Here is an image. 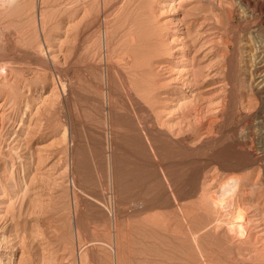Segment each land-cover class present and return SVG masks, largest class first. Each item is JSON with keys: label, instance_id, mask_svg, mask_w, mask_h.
Returning a JSON list of instances; mask_svg holds the SVG:
<instances>
[{"label": "rangeland", "instance_id": "obj_1", "mask_svg": "<svg viewBox=\"0 0 264 264\" xmlns=\"http://www.w3.org/2000/svg\"><path fill=\"white\" fill-rule=\"evenodd\" d=\"M238 1L19 0L6 10L0 264H264V166L251 154L264 103L251 113L256 95L238 67L264 4ZM106 29L118 56H107ZM121 53L143 69L131 87L114 65ZM239 173L246 236L214 223L233 207L216 212L210 200Z\"/></svg>", "mask_w": 264, "mask_h": 264}, {"label": "bare ground", "instance_id": "obj_2", "mask_svg": "<svg viewBox=\"0 0 264 264\" xmlns=\"http://www.w3.org/2000/svg\"><path fill=\"white\" fill-rule=\"evenodd\" d=\"M19 0H0V19L2 18V17H4V13L5 14H7L6 13V10L7 9H9V7H10V9L11 8H13V7H15V5L14 4H17V2H18ZM236 2H237V0H236ZM239 3H241V0H239L238 1ZM25 3V2H24ZM24 3H21V4H23L24 5ZM26 3H28V2H26ZM25 3V4H26ZM36 3V2H35ZM92 3V2H91ZM19 4V3H18ZM244 4L246 5V3H241L240 4V6H241V8L243 9V10H246L245 9V6H244ZM262 4H264V0H262ZM12 5H14V6H12ZM22 5V6H23ZM30 5H31V7H32V4L30 3ZM93 5V6H92ZM21 6V7H22ZM19 7V6H18ZM23 7H26V6H23ZM22 7V8H23ZM28 7V9H29V5L27 6ZM27 7H26V9H27ZM85 8V10H86V12L88 13V15H90L91 13H92V10L94 9V2L91 4V5H85L84 6ZM15 8H17V7H15ZM26 9H22V10H26ZM10 11V10H9ZM12 11V10H11ZM8 12V11H7ZM13 12H14V10H13ZM12 12V13H13ZM9 13V12H8ZM41 13V12H40ZM39 13V15H41ZM247 13V12H246ZM45 14V13H44ZM6 16V15H5ZM45 16V15H44ZM43 16V14H42V16H40V17H44ZM39 17V16H38ZM44 20L45 19H43V20H41L42 22H44ZM248 21H251V20H248ZM93 24V23H92ZM261 24V25H260ZM261 26V27H263V30H264V20H261L260 21V23H257V24H252V25H250L249 26V29L250 28H255L254 30H250L252 33H254V34H252L250 31L247 33V34H245V35H247L246 37H245V47L243 48L242 47V53H241V55H240V62H239V75H240V79L243 81V83H245V84H243V83H240L241 85H244L243 87H241V88H246V87H248L249 85H250V90H251V93H253L254 95H256V97H254L256 100H254L253 98H252V96H251V98L255 101V105L253 104L252 105V101H251V98H249V100L247 99V101L249 102H247L246 101V103H248L249 105L248 106H250V109L252 108V112L251 113H254V108H255V106L256 105H258V102H262L263 101V103H264V100L263 99H261L262 97L264 98V39L262 38V37H260V36H258V34H256L255 32H257V31H259V28L260 27H257L256 28V26ZM262 29V28H261ZM97 30V29H96ZM262 30V31H263ZM98 31H100L99 29H98ZM261 31V32H262ZM84 32V31H83ZM82 32V33H83ZM97 32V31H96ZM80 31H79V34H81L79 37H78V44H79V42H80V40L82 39V35L85 33H83L82 34ZM264 34V33H263ZM263 34H262V36H263ZM260 35V34H259ZM88 36V35H87ZM244 37H242V39L244 38ZM84 39V38H83ZM88 39V38H87ZM101 39H102V37H101ZM86 40V39H85ZM76 41H77V37H76ZM82 41V40H81ZM84 41V40H83ZM99 41V40H98ZM101 41V40H100ZM137 41V40H136ZM241 41V40H240ZM86 42V41H85ZM87 43V42H86ZM99 43V42H98ZM122 42H120L119 44H121ZM130 43V42H129ZM83 44V43H82ZM81 44V45H82ZM111 44H112V42H111ZM132 44V43H131ZM241 44V43H240ZM99 45H101V44H99ZM122 45V44H121ZM130 45V44H129ZM78 46V45H77ZM76 46V47H77ZM89 46V45H88ZM104 46H105V49H106V51H107V56H108V54L112 51V52H114V47H112L111 46V49H110V37H109V33H108V31H107V29H106V31H105V33H104ZM131 46V45H130ZM140 47H141V45H139ZM243 46V45H242ZM102 47V46H101ZM124 47V46H123ZM139 47V48H140ZM241 47V46H240ZM84 48H86V47H84ZM138 48V49H139ZM88 49V48H87ZM86 49V50H87ZM91 49V48H90ZM110 49V50H109ZM117 49V48H116ZM120 49H121V47H120ZM123 49V48H122ZM261 49H263V50H261ZM89 51V50H88ZM124 51V50H123ZM95 52H97V51H95ZM99 52V51H98ZM97 52V53H98ZM117 52H118V50H117ZM120 52V51H119ZM126 52V54H127V50L125 51ZM86 53H87V51H86ZM86 53H82V54H86ZM91 53V52H90ZM115 53V52H114ZM93 54V53H92ZM99 54V53H98ZM97 54V55H98ZM116 54V53H115ZM122 54V53H121ZM137 54V53H136ZM120 55L117 59H115L116 61L114 62V65H116L119 69H121V72H122V74H123V79L125 80V76H127L128 78H130V85H129V83H128V85L131 87V85H132V83H133V81L134 80H141L142 79V72H143V69H142V67L140 68V66H137V55ZM117 55V54H116ZM95 56V55H94ZM93 56V57H94ZM113 56H115V55H113ZM118 56V55H117ZM101 57V56H100ZM95 58V57H94ZM2 64H4V65H2ZM0 65L1 66H5L6 64L4 63V61H0ZM8 66V65H7ZM122 69H125V72L124 71H122ZM105 71V70H104ZM132 75V77H130ZM105 77V76H104ZM107 77V76H106ZM239 79V78H238ZM239 79V80H240ZM107 80H108V78H107ZM248 81H250V84L248 85V86H246V83L248 82ZM249 83V82H248ZM243 90V89H242ZM243 91H245V90H243ZM107 92V91H106ZM243 93V92H242ZM246 96V95H245ZM243 98V97H242ZM248 98V97H247ZM257 98L259 99V100H257ZM253 101V102H254ZM262 103V104H263ZM260 106V105H259ZM246 107V106H245ZM257 108H258V106H256ZM261 107H262V105H261ZM248 109V108H247ZM261 109V108H260ZM249 110V109H248ZM255 110H257V109H255ZM264 110V109H263ZM245 111L247 112V110L245 109ZM244 111V112H245ZM261 111V110H260ZM259 111V112H260ZM248 112H250V111H248ZM257 113V112H256ZM255 113V114H256ZM248 117V116H247ZM244 118H246V117H244ZM249 118V117H248ZM247 118V119H248ZM253 118H254V116H253ZM264 118V117H263ZM252 119V118H251ZM242 121H244V120H242ZM247 120H245L244 122H246ZM253 121H257V118H255ZM243 122V123H244ZM252 122V121H251ZM251 122H250V124H248V128H249V125H251ZM255 123H257V122H255ZM244 125V124H243ZM253 125V124H252ZM245 126V125H244ZM241 127H242V125H241ZM254 127V126H253ZM252 126H251V128H253ZM264 127V126H263ZM251 128L249 129V130H247V131H251ZM255 128V127H254ZM253 128V129H254ZM240 129V128H239ZM247 129V128H246ZM243 130V129H242ZM261 131V130H260ZM238 132H240V131H238ZM67 133V132H66ZM64 134V135H67V134ZM241 133V132H240ZM248 132H246V134H247ZM259 133V132H258ZM262 133L263 132H261V134H258L259 136H261L262 135ZM249 134H252V133H249ZM257 135V134H256ZM264 135V134H263ZM238 136L240 137H245V139H246V136H244V133H243V136H242V133H241V135L240 134H238ZM252 136V135H251ZM250 136V139L252 138ZM66 137V136H65ZM242 138H241V140H242ZM249 137H247V139H248ZM246 139V140H247ZM240 140V141H241ZM246 140L244 141V143L246 142ZM243 141V140H242ZM257 141V140H256ZM248 142V141H247ZM246 142V143H247ZM238 143H240V142H238ZM243 143V142H242ZM260 144H261V146H260ZM239 145H241V147H243L242 146V144L240 143ZM243 145H245V144H243ZM246 145H249L248 143L246 144ZM252 145V144H251ZM254 145V144H253ZM255 146V148L252 150L251 148L252 147H249L250 148V150H252L254 153H252L251 152V154H253L254 155V159L257 161V162H259V164L261 165V166H264V136H262L261 138H260V140L259 141H257V143L254 145ZM253 146V147H254ZM245 148V147H244ZM244 148H241L242 150H244ZM246 150V149H245ZM248 150V149H247ZM256 161L254 162V163H256ZM228 164V163H227ZM226 164V165H227ZM231 165V164H230ZM230 165H227V166H230ZM233 166V165H232ZM259 167V166H258ZM232 169V168H231ZM264 169V168H263ZM262 169V170H263ZM261 169L260 170H258V174H260L261 172L260 171H262ZM255 171V170H254ZM253 171V172H254ZM256 171H257V169H256ZM263 172H264V170H263ZM231 173V172H230ZM264 174V173H263ZM262 174V175H263ZM237 175H238V172H237ZM235 176V175H231V177H229V175H228V177H227V179H226V182L224 181V183H223V185L221 184V186H220V188H218L217 189V191H215L214 192V195H211L210 196V200H211V203H210V201H208L207 200V196H206V194L204 195V192L206 191H203V195L204 196H201L204 200H206L208 203L205 205V207H207V205L209 204V207H210V204H211V207L212 206H214V208L216 209V212L217 211H227V209L229 210V208H231V207H233L232 209H230V211H231V217L228 215L227 217H230L228 220L225 218L226 216H223V215H221V217L223 216L224 218H225V220L223 221L222 220V218H220V215H219V218H216L215 220V222L214 223H216V224H220V225H223V224H225V226L227 227V232L229 231V233L230 232H234V233H236L237 235H241V236H243V235H245L246 233H247V225H246V222H245V216H243V213H242V211L243 210H241L240 209V207H238L237 205L238 204H236V203H238V200H234L235 202H233V199H234V196H235V193H236V191L238 192V187H240L239 186V184L241 183L240 182V180L243 182V180H244V176L243 175H241L240 173H239V175H241L242 177H243V179L242 178H240V177H238V176ZM250 175V174H249ZM249 175H248V177H249ZM251 176V175H250ZM260 176L261 175H259L258 177H259V180L261 179L260 178ZM246 177H247V175H246ZM262 177V176H261ZM263 178V177H262ZM248 179V178H247ZM252 177H251V182H252ZM259 180H258V182H259ZM262 180V179H261ZM247 181H249V179L247 180ZM251 182H250V184H251ZM258 182L256 183L257 185H258ZM262 182H264V181H262ZM245 183V182H244ZM259 183H261V182H259ZM243 184V183H242ZM255 185V184H254ZM263 185L264 184H262L261 183V186L263 187ZM253 187V186H252ZM262 189H264V188H262ZM212 193L211 194H213V191H211ZM206 193V192H205ZM210 195V194H209ZM237 196V195H236ZM235 196V197H236ZM236 199V198H235ZM238 199V198H237ZM204 202V201H203ZM204 205V204H203ZM237 206V207H236ZM210 207V208H211ZM207 209H208V207H207ZM213 210V209H212ZM208 211V210H207ZM229 211V212H230ZM228 211H227V214L229 213ZM243 212H245V211H243ZM215 213V212H214ZM216 214H218V213H216ZM215 214V215H216ZM226 215V214H225ZM218 216V215H217ZM223 218V219H224ZM226 221V222H225ZM212 224H213V222H212ZM211 224V225H212ZM216 224H214V225H216ZM208 226L210 225V223L209 224H207ZM220 225H219V227H220ZM205 227H207V226H204V228ZM210 227V226H209ZM223 227V226H222ZM203 228V229H204ZM202 229V228H201ZM200 229V231H204L203 229L201 230ZM207 229H209V228H207ZM198 231V233H201V232H199V230H197ZM196 231V232H197ZM198 233H193L195 236L193 237V242L195 241V243L197 244V247H199V240H197V236H198ZM233 233V234H234ZM240 236V237H241ZM246 236V235H245ZM200 237V236H199ZM116 243V242H115ZM117 244V243H116ZM114 246V245H113ZM201 247V246H200ZM200 247L198 248V250L200 249ZM86 248V247H85ZM84 248V249H85ZM201 251H202V249H201ZM116 252V251H115ZM203 252L204 251H202V254H203ZM115 255H117V254H115ZM204 255H205V253H204ZM203 256V255H202ZM84 259V258H83ZM204 259V258H203ZM82 262H83V260H82Z\"/></svg>", "mask_w": 264, "mask_h": 264}]
</instances>
